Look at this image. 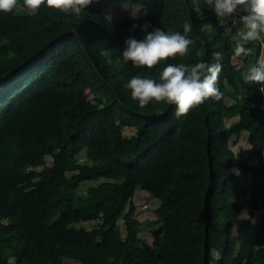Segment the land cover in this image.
Here are the masks:
<instances>
[{
  "label": "trees",
  "instance_id": "trees-1",
  "mask_svg": "<svg viewBox=\"0 0 264 264\" xmlns=\"http://www.w3.org/2000/svg\"><path fill=\"white\" fill-rule=\"evenodd\" d=\"M124 1L144 13L112 22L91 2L79 17L44 5L29 16L24 0L0 12V264H264V91L240 75L264 57V43H246L236 68L237 30L226 31L210 0ZM144 22L166 32L190 23L189 52L152 68L125 62L124 40L142 39ZM196 55L221 64L219 100L178 116L174 105L131 97L132 76L158 79ZM242 133L255 166L229 149ZM81 151L91 164L77 161ZM137 191L159 202L155 220L135 218Z\"/></svg>",
  "mask_w": 264,
  "mask_h": 264
},
{
  "label": "clouds",
  "instance_id": "clouds-1",
  "mask_svg": "<svg viewBox=\"0 0 264 264\" xmlns=\"http://www.w3.org/2000/svg\"><path fill=\"white\" fill-rule=\"evenodd\" d=\"M91 2L92 0H24V7L29 16L35 15L41 5H44L59 13L79 17ZM210 3L220 22L231 18L237 11L243 13L238 17V39L234 55L248 56L251 48L245 44L264 37V0H210ZM16 5L17 0H0V12H11ZM232 23L236 25V21ZM139 27L145 33L142 39L130 36L124 40L121 55L125 62L131 61L133 65L152 68L166 57L184 56L190 50L192 40L186 35L191 30L190 23L183 25V32H166L156 27L148 31L147 22ZM3 42L7 43V40ZM220 72V63H168L159 73L158 79L134 75L128 80L126 87L139 106L163 101L174 105L176 114L181 116L208 98L220 99L222 93L217 86ZM240 75L245 84H256L260 91H264V57L258 58Z\"/></svg>",
  "mask_w": 264,
  "mask_h": 264
},
{
  "label": "rangeland",
  "instance_id": "rangeland-1",
  "mask_svg": "<svg viewBox=\"0 0 264 264\" xmlns=\"http://www.w3.org/2000/svg\"><path fill=\"white\" fill-rule=\"evenodd\" d=\"M92 2L96 5H98L101 8V10L104 12L106 17L112 22H118L121 19H123L124 17L136 18V17L141 16L145 11L144 7L138 6V5H132L128 1H124V0H92ZM242 14H243L242 12L237 11V12L233 13L231 18H225L224 22H220L219 18H218V21L220 24L226 26L227 32H229L231 26H234L236 28V30L238 31V26H239L238 17ZM233 21H236V25H234L232 23ZM229 23H231V24L228 25ZM235 38L238 39V36L236 35ZM259 41L264 43V37L259 39ZM234 48H235V46L232 48L231 63L236 68H241L243 66V63H242L243 57L242 56L236 57L234 55ZM198 60H199V55H196V56H191V57L182 59L181 61H179L176 64L182 63V64H186V65H191V64L198 62ZM227 74L228 73H226V77H227ZM228 89H226V91L224 92L225 94L227 93ZM225 102L228 106L234 104L233 100H230L227 97L225 98ZM88 104L89 103L86 102L85 106H87ZM225 116H226V119H225V125L226 126H229V125L235 123L238 119L237 112L226 113ZM123 134L125 136H131L132 134H134V130L129 129V128H125L123 130ZM229 149L233 152V154L235 155V157L237 159H239L241 161H246L251 166H255L257 164V161L255 160V158L252 154V149L248 143L246 133H242L241 136L237 139L232 138L229 141ZM76 159L80 164H91L87 160L84 151H81L76 156ZM46 163H47V166L51 165V159L49 157L46 158ZM237 178L242 183V185H244V186H246L250 180L249 175L244 174L242 172L237 173ZM98 183L84 184L82 186V188L80 189V191L84 192V191H86V188L88 186L98 184ZM133 204L136 207L135 218L139 222L142 223V222L148 221V220H155V216H154L153 212L159 206V202L157 200H150L148 195L145 192L137 191L134 198H133ZM240 215L243 218H247L248 217L247 209L242 210ZM252 219H253V221H257L256 217H253ZM115 222L120 227V231H121L122 236H125V228L123 225V220L121 218H118L115 220ZM95 225H96L95 222L73 221V227L74 228H83L86 230H91ZM146 237H147V240L149 242H151L150 236L146 235ZM237 250H238V246L234 245L233 251H237ZM214 258H218V254L216 252H214ZM1 260L4 262L12 261L6 257H1ZM64 264H78V263H76L74 261H68V262H65ZM137 264H149V263L146 260H142Z\"/></svg>",
  "mask_w": 264,
  "mask_h": 264
}]
</instances>
